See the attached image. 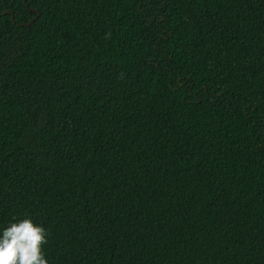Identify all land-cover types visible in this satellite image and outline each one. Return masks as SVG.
Segmentation results:
<instances>
[{"label":"trees","instance_id":"16d2710c","mask_svg":"<svg viewBox=\"0 0 264 264\" xmlns=\"http://www.w3.org/2000/svg\"><path fill=\"white\" fill-rule=\"evenodd\" d=\"M49 264H264V0H0V234Z\"/></svg>","mask_w":264,"mask_h":264},{"label":"clouds","instance_id":"9594fccd","mask_svg":"<svg viewBox=\"0 0 264 264\" xmlns=\"http://www.w3.org/2000/svg\"><path fill=\"white\" fill-rule=\"evenodd\" d=\"M48 232L31 218H13L0 234V264H49Z\"/></svg>","mask_w":264,"mask_h":264}]
</instances>
